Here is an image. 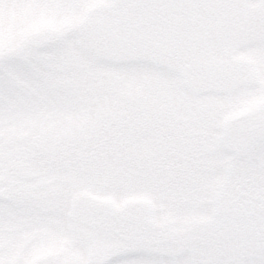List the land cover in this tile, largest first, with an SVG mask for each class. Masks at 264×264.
<instances>
[{"label": "snow or ice", "instance_id": "obj_1", "mask_svg": "<svg viewBox=\"0 0 264 264\" xmlns=\"http://www.w3.org/2000/svg\"><path fill=\"white\" fill-rule=\"evenodd\" d=\"M0 264H264V0H0Z\"/></svg>", "mask_w": 264, "mask_h": 264}, {"label": "rangeland", "instance_id": "obj_2", "mask_svg": "<svg viewBox=\"0 0 264 264\" xmlns=\"http://www.w3.org/2000/svg\"><path fill=\"white\" fill-rule=\"evenodd\" d=\"M8 39H11L10 37H8Z\"/></svg>", "mask_w": 264, "mask_h": 264}]
</instances>
